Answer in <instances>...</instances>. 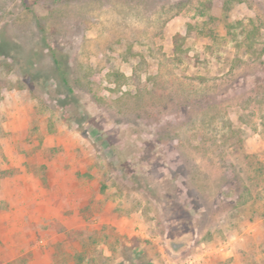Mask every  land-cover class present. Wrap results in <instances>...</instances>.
<instances>
[{"label":"rangeland","instance_id":"obj_1","mask_svg":"<svg viewBox=\"0 0 264 264\" xmlns=\"http://www.w3.org/2000/svg\"><path fill=\"white\" fill-rule=\"evenodd\" d=\"M264 264V0H0V264Z\"/></svg>","mask_w":264,"mask_h":264},{"label":"built area","instance_id":"obj_2","mask_svg":"<svg viewBox=\"0 0 264 264\" xmlns=\"http://www.w3.org/2000/svg\"><path fill=\"white\" fill-rule=\"evenodd\" d=\"M178 264H201V258L199 256L189 257L180 261Z\"/></svg>","mask_w":264,"mask_h":264}]
</instances>
